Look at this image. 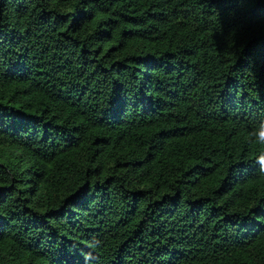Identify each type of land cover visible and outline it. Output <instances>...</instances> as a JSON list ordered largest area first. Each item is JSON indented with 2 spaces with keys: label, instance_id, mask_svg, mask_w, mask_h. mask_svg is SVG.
Instances as JSON below:
<instances>
[{
  "label": "trees",
  "instance_id": "16d2710c",
  "mask_svg": "<svg viewBox=\"0 0 264 264\" xmlns=\"http://www.w3.org/2000/svg\"><path fill=\"white\" fill-rule=\"evenodd\" d=\"M264 0H0V264H264Z\"/></svg>",
  "mask_w": 264,
  "mask_h": 264
},
{
  "label": "clouds",
  "instance_id": "9594fccd",
  "mask_svg": "<svg viewBox=\"0 0 264 264\" xmlns=\"http://www.w3.org/2000/svg\"><path fill=\"white\" fill-rule=\"evenodd\" d=\"M255 139L264 144V122H261L258 129L256 130ZM259 163L264 165V155L259 158Z\"/></svg>",
  "mask_w": 264,
  "mask_h": 264
}]
</instances>
